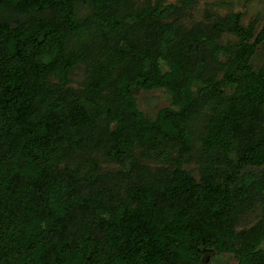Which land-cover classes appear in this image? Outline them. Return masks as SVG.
Listing matches in <instances>:
<instances>
[{
    "label": "trees",
    "instance_id": "trees-1",
    "mask_svg": "<svg viewBox=\"0 0 264 264\" xmlns=\"http://www.w3.org/2000/svg\"><path fill=\"white\" fill-rule=\"evenodd\" d=\"M195 3L0 0V264H264V215L238 231L264 211L242 173L264 166V18L188 26ZM89 27L107 58L74 89ZM157 88L169 105L145 116Z\"/></svg>",
    "mask_w": 264,
    "mask_h": 264
},
{
    "label": "rangeland",
    "instance_id": "rangeland-1",
    "mask_svg": "<svg viewBox=\"0 0 264 264\" xmlns=\"http://www.w3.org/2000/svg\"><path fill=\"white\" fill-rule=\"evenodd\" d=\"M195 6L185 14L187 18L188 26L192 23L203 21L209 12L218 14H226L227 12L237 13L242 15V21L244 24L249 23L255 17L264 18V0H195ZM164 4H175L178 0H161ZM92 10L89 7L80 8L79 15L84 17L88 16ZM196 24V23H195ZM194 25V24H193ZM98 31L93 28L83 31V46L89 50V58H91L94 65L87 67V61L83 59L73 69V74L70 75V86L74 89L80 87V83L88 75L92 73L93 69H97V65L104 64L107 58V44L103 40L97 38L96 33ZM111 46V44H110ZM88 57V56H87ZM264 64V45L259 49L257 55L253 61V67L257 70ZM71 72V73H72ZM137 109L141 111L145 116L153 117L160 109L169 105V98L161 89L152 90H140L137 95ZM206 123V117L202 113H197L192 116L189 129L191 135L198 136ZM186 170L193 175V177L199 180L202 177V170L197 163L189 164L185 166ZM242 173H252L258 178H264V166L261 167H246L242 169ZM264 215V211L260 208H256L255 211L249 213L247 223L238 228V231L243 228H249L255 225L261 216ZM207 264H235L234 258L229 254L211 255L209 256Z\"/></svg>",
    "mask_w": 264,
    "mask_h": 264
}]
</instances>
